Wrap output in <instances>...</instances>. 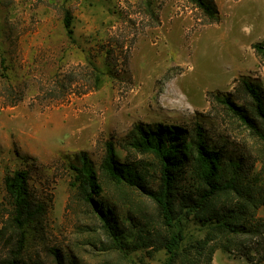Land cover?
Masks as SVG:
<instances>
[{"label":"rangeland","instance_id":"rangeland-1","mask_svg":"<svg viewBox=\"0 0 264 264\" xmlns=\"http://www.w3.org/2000/svg\"><path fill=\"white\" fill-rule=\"evenodd\" d=\"M214 2L218 18L211 21L189 0H150V6L145 0H0V226L11 208L3 179L15 170L27 171L33 197L46 206L40 233L27 234V258L54 264L48 249L55 247L66 264H165L164 248L124 251L112 244L78 194L70 165L87 155L125 231L128 216L171 234L176 228H164L154 203L114 183L100 163L110 140L119 160L151 163L155 172L151 155L123 148L132 126L199 123L212 147L260 179L262 201L255 213L259 232L234 235L237 248L217 247L211 262L251 264L241 250L264 264V142L213 97L228 96L250 110L241 78L264 96V54L253 47L264 42V0ZM63 8L72 14L73 41L65 35ZM93 64L101 71L98 87ZM5 86L23 93L17 104H7ZM180 227V248L208 230L192 217H183ZM4 251L1 243L0 257Z\"/></svg>","mask_w":264,"mask_h":264},{"label":"trees","instance_id":"trees-1","mask_svg":"<svg viewBox=\"0 0 264 264\" xmlns=\"http://www.w3.org/2000/svg\"><path fill=\"white\" fill-rule=\"evenodd\" d=\"M189 1L209 20L218 18L214 0ZM145 2L150 6V0ZM62 23L65 35L73 41L72 14L68 8H63ZM253 47L257 53L264 54V42H256ZM90 75L93 87H98L101 71L94 64ZM59 81L56 82L57 87L64 94L66 89ZM240 82L242 91L250 97V110L236 105L228 96L215 94L213 97L264 142V96L252 82L244 78ZM3 91L9 105L17 104L23 97L22 92L11 86L3 87ZM122 146L142 155H151L156 171L150 170L151 163L119 160L110 140L106 141L101 171L114 183L141 191L154 203L164 228L176 229L169 234L159 230L157 225L150 228L148 221L141 222L133 216L137 221L132 222L126 216L131 225L125 231L113 206L101 195L102 186L92 161L81 153L79 162L70 165L74 170L73 184L80 197L96 213L117 249L125 251L152 245L154 250H166L165 264H212L211 253L217 247L227 251H231L233 246L237 248V242L232 238L234 235L259 232L255 213L262 204L258 185L260 179L251 175L240 159L212 147L199 123L191 129L163 123L134 124ZM3 180L11 208L0 226V244L5 249L0 264H43L27 258L26 249L28 232L34 230L36 236L40 233L46 206L33 197L26 170H15L6 174ZM183 217H192L207 226L208 230L202 240L180 248ZM210 240L213 241L209 244ZM48 250L54 264H66L60 249L50 247ZM239 252L254 264L249 253Z\"/></svg>","mask_w":264,"mask_h":264}]
</instances>
